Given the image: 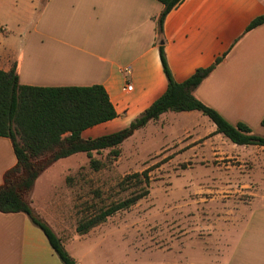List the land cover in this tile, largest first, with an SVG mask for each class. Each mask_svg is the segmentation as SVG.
Listing matches in <instances>:
<instances>
[{"label":"crops","instance_id":"crops-1","mask_svg":"<svg viewBox=\"0 0 264 264\" xmlns=\"http://www.w3.org/2000/svg\"><path fill=\"white\" fill-rule=\"evenodd\" d=\"M163 7L159 0H0V69L16 66L25 85H103L118 116L82 133L95 138L128 126L165 92L161 45L178 82L227 53L194 93L230 123L243 122L264 136V24L246 32L264 13V0H183L168 13L160 34ZM7 21L14 23L11 30ZM198 112H179L180 119L196 118L182 122L181 131L201 134L200 158L206 164L226 154L240 161V168L228 169L224 177L235 176L244 182L239 189L252 188L254 196L243 227L230 232L224 250L202 264H264V145L235 144ZM16 163L12 140L0 136V184ZM246 163L249 170L241 172ZM46 170L30 200L55 231L37 202ZM0 264L64 263L27 214L0 212Z\"/></svg>","mask_w":264,"mask_h":264},{"label":"rangeland","instance_id":"rangeland-1","mask_svg":"<svg viewBox=\"0 0 264 264\" xmlns=\"http://www.w3.org/2000/svg\"><path fill=\"white\" fill-rule=\"evenodd\" d=\"M5 24L8 30L14 27L11 21ZM180 115L169 111L151 120L118 146L119 155L110 149L94 152L104 163L100 170L90 167L86 153H79L52 164L41 176L37 202L78 263L202 264L216 256L215 250H224L230 232L243 227L253 189H239L244 182L232 175L224 177L241 162L226 154L206 164L200 158L201 134L181 131L182 122L196 118L180 119ZM249 168L242 166L241 172ZM137 172L148 182L150 194L79 234L82 218L145 184L136 185L135 178L123 182Z\"/></svg>","mask_w":264,"mask_h":264},{"label":"trees","instance_id":"trees-1","mask_svg":"<svg viewBox=\"0 0 264 264\" xmlns=\"http://www.w3.org/2000/svg\"><path fill=\"white\" fill-rule=\"evenodd\" d=\"M163 10L158 18V31L163 33V24L168 13L183 0H159ZM264 24V13L254 18L246 32ZM224 54L208 66L198 68L182 82L174 79L169 67L164 46H160V57L168 79L165 92L146 108L129 126L119 131L85 138V129L110 121L118 116L114 103L101 84L88 86H35L20 83L17 67L9 71L0 69V136L12 140L17 163L4 174L0 184V212H22L29 216L48 238V241L64 264L77 261L68 253L63 239L33 208L30 194L38 177L52 164L76 153H86L90 167L100 170L104 163L94 152L110 149L119 155L118 146L136 130L157 120L169 111L198 110L216 125V131L239 145H264V136L256 134L243 122L230 123L220 112L207 105L195 95L196 88L207 78ZM264 126V117L261 120ZM142 173L128 174L123 182L136 179V185L145 181ZM146 174V171H145ZM71 178L68 177V180ZM145 182L128 197L100 208L94 214L82 218L77 225L81 235L108 220L122 210H127L150 194Z\"/></svg>","mask_w":264,"mask_h":264},{"label":"built area","instance_id":"built-area-1","mask_svg":"<svg viewBox=\"0 0 264 264\" xmlns=\"http://www.w3.org/2000/svg\"><path fill=\"white\" fill-rule=\"evenodd\" d=\"M125 89H127V90H132L133 89V86H132V84H128L126 87H125Z\"/></svg>","mask_w":264,"mask_h":264},{"label":"water","instance_id":"water-1","mask_svg":"<svg viewBox=\"0 0 264 264\" xmlns=\"http://www.w3.org/2000/svg\"><path fill=\"white\" fill-rule=\"evenodd\" d=\"M75 264H80V263L76 262Z\"/></svg>","mask_w":264,"mask_h":264}]
</instances>
